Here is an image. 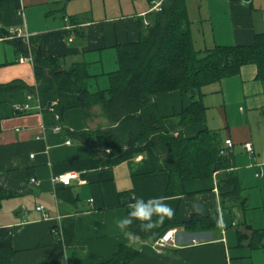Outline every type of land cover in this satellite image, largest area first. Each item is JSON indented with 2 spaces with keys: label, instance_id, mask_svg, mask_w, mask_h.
Instances as JSON below:
<instances>
[{
  "label": "crops",
  "instance_id": "crops-1",
  "mask_svg": "<svg viewBox=\"0 0 264 264\" xmlns=\"http://www.w3.org/2000/svg\"><path fill=\"white\" fill-rule=\"evenodd\" d=\"M158 1L162 0H20V8L2 13L0 28L29 32L43 56L59 57L65 69L83 64L88 90L96 92L110 86L111 73L119 69L118 47L140 39ZM186 11L196 50L248 45L264 33V0H186ZM11 40L0 38V83L21 79L36 86L31 60L21 62L23 52ZM197 96L206 108L204 120L188 123L182 131L192 137L208 128L218 133L222 146L225 139L232 140L234 170L246 206L228 198L227 206L221 205L223 170L186 180L173 223L164 230L176 231L160 246L156 242L164 231L143 241L117 227L127 215L124 202L129 197L144 202L167 198L169 172L155 147L146 146L128 159L102 166L98 147L65 132L111 126L99 104L87 113L81 107L66 109L60 119L51 107L42 108L36 93L24 89L0 93V185L13 193L0 200V226L11 228L12 264L46 260L56 236L62 237L66 218L74 221V241L65 244L57 264L106 261L121 243L140 250L130 264H264V244L253 246L250 241L253 229L264 231V80L249 63L204 86ZM153 99L163 117L192 102L191 94L181 90L158 92ZM56 125L59 131H54ZM68 138L71 144H66ZM245 143L252 145V151ZM60 174L65 182L53 180ZM31 177L38 184L30 182ZM58 190L68 197L58 196ZM214 211L219 215L211 229L199 225L186 229L184 223L192 215Z\"/></svg>",
  "mask_w": 264,
  "mask_h": 264
},
{
  "label": "trees",
  "instance_id": "trees-1",
  "mask_svg": "<svg viewBox=\"0 0 264 264\" xmlns=\"http://www.w3.org/2000/svg\"><path fill=\"white\" fill-rule=\"evenodd\" d=\"M18 8L20 0H0V18L4 11ZM6 34L8 31L0 28V38ZM29 43L30 49L24 42L16 46L23 54L30 50L36 86L14 79L0 83V93L17 89L36 93L42 108L52 106L60 119L66 109L81 107L87 113L90 106L99 104L111 126L95 130L66 128L65 132L93 148L98 147L102 166L128 159L146 146L155 147L163 155L169 183L167 198L160 202L172 209V215L162 221L153 215L154 226L147 231L141 229L140 221L132 218V224L127 226V232L132 237L152 241L173 221L180 203L179 195L184 191L183 183L207 178L219 170L226 173L219 183L221 205L227 206L225 200L228 198L233 204L246 206L245 198L240 196V182L234 170V154L230 147L222 146L218 133L208 128L192 137H186L182 129L188 123L204 120L206 108L197 96L204 86L238 72L241 66L249 63L256 66L257 77L264 80V33L257 34L252 44L216 45L196 50L186 0H162L160 9L152 13L140 39L118 47L119 69L111 73L110 86L96 92L88 90V73L83 64L65 69L59 57L43 56L33 36H30ZM172 90L190 93L192 102L179 113L163 117L158 112L153 95ZM58 191V196L68 197L63 190ZM11 196L13 193L0 185V200ZM133 202L130 197L129 202H124L127 211L132 210L129 205ZM218 215L217 211L208 215H192L184 224L188 230H195L198 225L211 229L216 225ZM143 223L147 225L148 221ZM56 237L51 254L39 264H57L61 260L65 244H73L74 241L73 219L64 220L62 237ZM250 241L253 246L264 244V231L253 229ZM13 255L11 228L0 226V264H12ZM138 256L140 250L137 247L121 243L108 260L89 264H130ZM72 264L79 263L73 260Z\"/></svg>",
  "mask_w": 264,
  "mask_h": 264
},
{
  "label": "clouds",
  "instance_id": "clouds-1",
  "mask_svg": "<svg viewBox=\"0 0 264 264\" xmlns=\"http://www.w3.org/2000/svg\"><path fill=\"white\" fill-rule=\"evenodd\" d=\"M162 200L163 197H153L144 202L143 198H136L129 205L132 210L128 211L127 215L117 222V227L121 230H126L127 226L132 224V218H135L141 222L140 227L142 230L152 229L154 226L151 219L153 215L157 216L158 221H162L165 217L172 215V209L167 204L160 202ZM144 221H148V224L145 225Z\"/></svg>",
  "mask_w": 264,
  "mask_h": 264
},
{
  "label": "built area",
  "instance_id": "built-area-1",
  "mask_svg": "<svg viewBox=\"0 0 264 264\" xmlns=\"http://www.w3.org/2000/svg\"><path fill=\"white\" fill-rule=\"evenodd\" d=\"M160 5H161V1H158L154 6L153 8L154 9H160ZM69 27V26H68ZM66 27V28H68ZM31 34L25 30H22L20 27H14V28H10L8 29V34H7V38L8 39H16V38H20L22 39V41L27 45L28 49H30V43H29V38H30ZM68 40H72V36L70 35ZM32 57H31V52L29 50V52L27 54H23L21 57H20V61L21 62H24L26 60H31ZM24 108H28V105L25 104L24 105ZM60 127L58 125H56L54 127V131H59ZM73 141L71 140V138H68L66 140V144H71ZM233 144L232 140L231 139H225V145H227L228 147H231ZM245 148L248 150V151H252V145L250 143H245L244 144ZM53 180L54 181H58V182H65L66 181V177L64 174H60V175H57L55 177H53ZM30 182L34 183V184H38V180L36 179V177H31L30 178ZM37 210L43 212V214H45V210H44V207L42 205H38L37 207ZM175 229H169L167 230L160 238L159 240L156 242V244L160 245V246H163L165 244V242L167 241H170L173 236H174V233H175Z\"/></svg>",
  "mask_w": 264,
  "mask_h": 264
},
{
  "label": "water",
  "instance_id": "water-1",
  "mask_svg": "<svg viewBox=\"0 0 264 264\" xmlns=\"http://www.w3.org/2000/svg\"><path fill=\"white\" fill-rule=\"evenodd\" d=\"M243 1H250V0H243ZM14 42H16V43H21L22 40H21L20 38H16Z\"/></svg>",
  "mask_w": 264,
  "mask_h": 264
},
{
  "label": "bare ground",
  "instance_id": "bare-ground-1",
  "mask_svg": "<svg viewBox=\"0 0 264 264\" xmlns=\"http://www.w3.org/2000/svg\"><path fill=\"white\" fill-rule=\"evenodd\" d=\"M52 107V106H51Z\"/></svg>",
  "mask_w": 264,
  "mask_h": 264
}]
</instances>
